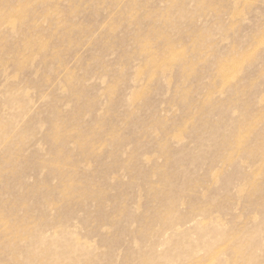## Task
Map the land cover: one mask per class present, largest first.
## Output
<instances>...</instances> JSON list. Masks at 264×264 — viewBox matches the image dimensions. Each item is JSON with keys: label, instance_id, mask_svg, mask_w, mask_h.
I'll use <instances>...</instances> for the list:
<instances>
[{"label": "rangeland", "instance_id": "rangeland-1", "mask_svg": "<svg viewBox=\"0 0 264 264\" xmlns=\"http://www.w3.org/2000/svg\"><path fill=\"white\" fill-rule=\"evenodd\" d=\"M0 264H264V0H0Z\"/></svg>", "mask_w": 264, "mask_h": 264}, {"label": "bare ground", "instance_id": "bare-ground-1", "mask_svg": "<svg viewBox=\"0 0 264 264\" xmlns=\"http://www.w3.org/2000/svg\"><path fill=\"white\" fill-rule=\"evenodd\" d=\"M226 66V65H225Z\"/></svg>", "mask_w": 264, "mask_h": 264}]
</instances>
